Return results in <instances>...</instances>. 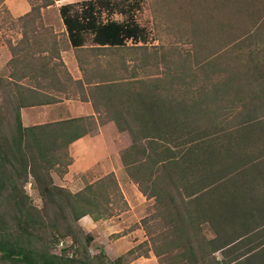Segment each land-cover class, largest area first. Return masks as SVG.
I'll list each match as a JSON object with an SVG mask.
<instances>
[{"label": "trees", "instance_id": "obj_1", "mask_svg": "<svg viewBox=\"0 0 264 264\" xmlns=\"http://www.w3.org/2000/svg\"><path fill=\"white\" fill-rule=\"evenodd\" d=\"M120 1L128 5L135 0ZM54 2L32 5L18 19ZM116 7L115 0L61 4L58 10L66 43L84 49L89 36L91 48L119 51L130 41L141 52L142 68L158 66V53L138 45L145 43L144 27L125 8H120L123 21L101 19L104 11L109 15ZM254 57L250 54L245 63L228 62L219 74H209L215 59L203 65H189L187 57L172 59L174 67L169 65L158 77L146 74L139 79L109 78L93 84L94 109L104 107L106 120L131 135V143L119 157L139 191L154 199L157 212L153 216H161L165 227L160 244H156L159 237H152L149 219L142 218L141 223L151 250L159 259L169 254L168 264H264V62ZM46 63L21 77L44 72V79L56 76L53 82L62 84L56 70ZM125 65L122 60L120 70L127 71ZM64 74L71 79L66 70ZM13 82L14 128L6 133L0 120V258L12 264H82L73 256L36 251L29 243L46 222L44 206L33 205L27 183L32 178L43 202L52 204L51 227L72 242L78 241L72 229L80 218L89 215L98 220L108 215L105 205L111 202V193L114 199L118 197L114 206L126 202L113 173L75 193L53 183L50 172L71 163L68 146L96 129V123L88 116L23 126L20 109L36 102L30 100H36L38 93ZM78 82L81 88L85 84ZM44 97V102L49 100ZM5 214L15 221V237L7 230ZM202 224L208 225L213 237L203 235ZM77 229L86 244L93 239L78 225ZM93 258L100 259L99 255ZM122 258L97 261L123 264Z\"/></svg>", "mask_w": 264, "mask_h": 264}, {"label": "rangeland", "instance_id": "obj_2", "mask_svg": "<svg viewBox=\"0 0 264 264\" xmlns=\"http://www.w3.org/2000/svg\"><path fill=\"white\" fill-rule=\"evenodd\" d=\"M81 1L83 0H55L53 5L43 6L31 15L18 19L20 16H13L8 7L9 0H0V42L7 43L14 56L0 71V77L3 79V84L0 86V120H2V127L6 133L14 128L13 105H15L16 97L15 88L10 83L17 81L24 85L36 84L32 76L30 79L22 78L21 75L44 62H47L48 67L56 70L62 82L58 85L50 79H45V89L47 91H52L50 87L60 89L61 96L65 95L77 100L86 96L95 99L96 94L92 95L93 84L103 79L130 77L139 79L146 74L155 77L164 75L169 65L174 67L171 63L172 59L180 61L181 58L187 57L189 65L194 63L203 65L215 59V64L208 69L209 74H219L218 70L228 62L235 63L240 60V63H245L250 54L255 55L256 60L262 61L261 64L264 62V0H135L128 5L115 0L117 7L114 12L108 15L104 11L101 19L111 18L123 21L125 16L120 12V8H125L145 29V43L139 42L138 45H146L151 52H157L159 64L156 67L142 68L141 52L138 51L137 45L130 41L126 48L119 51L97 49L91 48L92 44L87 36L85 48L73 51L74 56L77 52L76 55L81 61L79 64L83 69V72L80 70V80L85 84L81 88L78 81L65 76L64 72L67 69L64 65H60L62 58L59 48L64 49L67 43L62 31L65 27L58 10L61 4ZM28 2L31 7L42 5L43 0H28ZM228 49H232V52L227 54L225 51ZM164 53L167 55L165 59ZM122 60L126 64L125 67H128L127 71L120 70ZM132 68L136 70L133 72ZM28 75L30 77L32 72ZM10 76H13L12 80ZM99 110L100 115L98 114L97 118L101 122L106 119V114L101 105ZM96 132L97 128L88 134ZM115 132L117 145L113 143L110 146L109 144L111 158L108 161L115 166L116 154H118V160L124 170L123 175L130 182L128 186L120 173L117 177L114 172H110L117 180L126 205L118 201L114 206V201L118 197L114 199L115 194L111 193L110 203L113 205L109 202L105 205L108 208V215L94 220L96 223L93 222L92 225L89 217L77 221L83 233H91L93 239L86 244L83 236L78 234L77 225L73 224L72 231L77 234L78 241L72 242L69 236L64 235V232H58L51 227V220L55 218L52 204L43 202L31 178L25 189L35 207L41 209L44 206V221L46 222L42 231H36L30 237L29 243L31 242L36 251L44 249L62 257L73 256L82 260V264H98L97 260L106 262L107 259L113 260L122 255L123 264H130L131 260L139 254H145L148 250L152 251L149 236L141 223V219L145 217L149 219L148 226L151 227L152 237H159L156 244H160L165 227L161 216H153L157 212L154 199L146 198L139 191L137 184L128 176L119 157V152L131 143V135L128 132H120L117 128L112 131L113 134ZM101 155H98L96 160H91L92 165L97 161H104ZM71 163H73V157H71ZM69 165L65 167L62 163L50 174L55 185L72 193L82 190L87 184L107 175L97 173L94 168H91L92 166L87 169L88 171L79 172L78 169L82 167L79 165L77 167V164L71 171L73 173L66 175ZM61 183L65 186L60 185ZM152 216L154 218H151ZM4 218L8 232L15 237L18 231L15 221L8 214H5ZM201 229L206 238L214 236L208 225L202 224ZM131 249L133 251L128 253ZM96 255H99L100 259L94 260L93 256ZM215 256L220 258V253H215ZM162 262L168 264L169 254L161 256V259L154 254L152 259L146 260V264H162ZM0 264L12 263L0 258Z\"/></svg>", "mask_w": 264, "mask_h": 264}, {"label": "crops", "instance_id": "obj_3", "mask_svg": "<svg viewBox=\"0 0 264 264\" xmlns=\"http://www.w3.org/2000/svg\"><path fill=\"white\" fill-rule=\"evenodd\" d=\"M8 7L15 17L25 15L31 11L28 0H9ZM62 31L63 35H65V28ZM83 48H85V46H83ZM60 50L62 62L67 69L66 71L68 74L73 79V81L80 80L81 76L77 60L78 56L76 55L77 52L75 53V56L73 53V51H79V49H76L67 43V46L64 49L60 48ZM13 57L14 56L12 51L9 49L8 44L0 42V71L6 67V65H8L9 61L12 60ZM76 61L78 65L76 64ZM40 65L41 64H39L38 67H40ZM42 65H44V63H42ZM34 76L32 77V80H35L36 84L32 83L25 86L34 89L38 94L36 95V100H30L32 102H36L30 103L27 106H23L20 109V116L23 126H35L42 123L45 124L71 118L92 116L97 126V132L95 134H86L68 146V153L71 157H73V163L69 165V170L65 174H72L73 172L71 171L73 167L76 166L75 164H77V167L78 165L82 167V169H78L79 172H83V170L85 172L92 166L91 168H94L97 173L100 172L102 175L114 172L117 177H119L118 173H120L124 177L123 179L125 184L127 183L129 186L130 182L128 181V178L123 175L124 170L118 160V154H116L117 162L115 166L108 161L111 158L109 144L110 146L113 143L114 145H117L116 132L114 133L115 135L112 133L114 128H116L115 123L106 119H104L105 121L103 120V122L101 121V123L98 120L97 117L100 113V110L96 111L94 109L90 97L86 96V99L80 98L77 100L65 95L61 96L60 94H62V92L56 90L55 88L50 87L52 91H47L44 86V80H52L56 76H53L52 78L46 77L44 79V72L38 74L35 72ZM26 77L31 79L29 76ZM9 78L12 80L13 76H10ZM44 95H46L49 99L46 102H44ZM98 155H101L100 157L104 159V161H95L96 163L92 165L93 163H91V160H96L99 157ZM60 185L65 186L62 183ZM86 217L91 219V225L93 222L96 223V221H94L90 216L85 215L82 218ZM152 254L153 253L150 250H148L145 254H139V256H135L136 258L131 260L130 264H146V260L152 259L154 255Z\"/></svg>", "mask_w": 264, "mask_h": 264}]
</instances>
